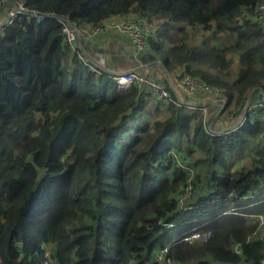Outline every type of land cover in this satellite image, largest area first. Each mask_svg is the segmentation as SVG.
I'll list each match as a JSON object with an SVG mask.
<instances>
[{"label": "trees", "instance_id": "trees-1", "mask_svg": "<svg viewBox=\"0 0 264 264\" xmlns=\"http://www.w3.org/2000/svg\"><path fill=\"white\" fill-rule=\"evenodd\" d=\"M259 1L27 0L78 24L116 15L144 17L151 27L157 20L149 50L171 74L183 67L221 89L233 119H242L212 133L198 109L186 111L172 93L167 114L151 119L146 104L155 112L160 99L134 85L121 92L110 73L84 66L55 19L21 16L0 33V264H49L47 249L57 264H159L153 253L167 244L178 264H263L264 222L248 208L256 215L264 201L246 207L264 192V106L245 108L249 92L264 89V33L253 20ZM189 27L208 37L190 44ZM220 32L227 47L213 45ZM229 46L240 65L232 81ZM191 147L208 167L227 152L253 163L222 173L207 167L198 188L185 159ZM188 184L194 200L181 208ZM205 230L206 241L183 240Z\"/></svg>", "mask_w": 264, "mask_h": 264}, {"label": "built area", "instance_id": "built-area-1", "mask_svg": "<svg viewBox=\"0 0 264 264\" xmlns=\"http://www.w3.org/2000/svg\"><path fill=\"white\" fill-rule=\"evenodd\" d=\"M0 2V8L2 7L4 9V18L0 21V33L5 26L12 24L23 15L29 19L36 20L53 18L59 23L63 40L67 43L70 50L76 54L77 58L84 66L96 73H100L102 70L107 71L105 64L102 59H99L98 62L93 64L89 56L78 49L77 40L81 37L91 38L102 31H115L128 37V40L134 48V57L137 60L140 55L150 51L148 39L152 35V27L144 17L131 16L120 18L116 21L106 20L101 24L93 25L87 23L78 24L75 23L68 14L57 15L52 12H40L30 8L27 5V0H0ZM254 11L253 20L264 33V0L257 3ZM166 76L168 82L170 81V89H172L174 94V102L185 106V110L188 112H192L195 105H197L199 107L197 112L201 114L203 125L208 131L218 134V131L215 130L217 127L216 125L220 123L226 124L228 120L233 119L231 105L228 104L227 98L222 91L214 90L199 79L189 75H183L179 80L175 79V83L172 81V74H166ZM113 78H117V81L123 80L120 82L115 81L121 92H126L131 85H134L138 89L150 93L152 96H156L161 100H171V93L169 90L163 84L159 83L155 77L147 71L146 67H144L143 71H139L138 69L127 70L120 73L119 77L113 76ZM253 106L258 108L263 107L264 99L250 107L252 108ZM217 113V117L212 121L213 116ZM238 118H236V120ZM213 126L215 129H213ZM171 154L173 153L171 152L168 155ZM182 164L183 161L178 160V165ZM187 170L191 173L190 169ZM190 188V184L185 186L178 199L188 197ZM180 205H182V203H178V206ZM258 222L262 224L264 220H258ZM164 225L167 228L171 227L170 223ZM209 237V230L201 232L195 231L187 236L184 235L183 240L187 242H192L194 240L206 241ZM168 248L169 244L157 246L153 253V260L159 264H178V262L166 255ZM235 250H239V245H236ZM46 251L47 250H45V252ZM46 257L49 264H57L49 249Z\"/></svg>", "mask_w": 264, "mask_h": 264}, {"label": "crops", "instance_id": "crops-1", "mask_svg": "<svg viewBox=\"0 0 264 264\" xmlns=\"http://www.w3.org/2000/svg\"><path fill=\"white\" fill-rule=\"evenodd\" d=\"M131 16L133 15H125V16L116 15L107 18L106 20L116 21L119 20L120 18L131 17ZM77 46L79 50L85 52L89 56L93 64L95 62H98L99 59H102L105 64L107 72H109L112 76L119 75L120 73L131 69H138L139 71H143L144 67H146L147 71L151 75H153V77H155V79L159 83L163 84L167 89L170 87L168 79L166 78L167 73L166 72L164 73L165 68L163 62L157 57L156 54H154L151 51H149L146 54L140 55V57L137 60L134 57L135 56L134 48L126 35H121L120 33L115 31H102L101 33L91 38H82V37L79 38L77 40ZM169 73L171 74V72ZM172 73L176 74V71ZM252 91L254 94V98H257L256 101L260 99V95H264V91L260 92L255 88H253ZM159 101L162 103L160 109L155 112L152 109L153 112L150 115L148 114L151 119H153L152 118L153 116H158V115L162 116V113L164 112L162 111V107H165L166 109V106H164V104L165 102L167 103V100L160 99ZM152 104L149 103L151 107ZM147 105L148 103L146 104V107ZM195 108L198 109L199 107L195 105ZM145 112L147 114V110ZM156 113H158V115H155ZM221 125H222L221 123L216 125L218 128H222L220 129V131H222L223 128L227 126L225 123L224 125L226 126L222 127Z\"/></svg>", "mask_w": 264, "mask_h": 264}, {"label": "rangeland", "instance_id": "rangeland-1", "mask_svg": "<svg viewBox=\"0 0 264 264\" xmlns=\"http://www.w3.org/2000/svg\"><path fill=\"white\" fill-rule=\"evenodd\" d=\"M4 18V9L1 7L0 8V21ZM157 20L153 21L152 23V27H155V22ZM194 28L192 27H189V33H188V37H187V41L190 43V44H197L199 45L202 41L203 38L205 37H208V32H201L199 30H193ZM231 44V39L229 36H227L226 34L220 32L217 34V38L213 40V45H215L217 48H221L223 46H228ZM226 57L228 59L231 60V64H230V76L227 78V80L229 81H232V79L235 77V75L237 74V71L240 67L239 63H238V59H237V56H238V50L234 49V48H230L229 46V49H226L224 51ZM177 72L176 74L172 73V81L175 83V79L176 77H180V76H183L181 73H185L188 75L187 72L184 71V68L183 67H177L175 69ZM165 73V71H164ZM167 78V76H166ZM178 79V78H177ZM169 86H170V81H169ZM183 88V87H182ZM212 88V87H211ZM214 90H218V91H222L221 89H218V88H212ZM169 92L173 94V91L172 89H170V87L168 88ZM260 92L261 91H264V89H258ZM223 92V91H222ZM253 95V91L251 90L250 91ZM249 92V94H250ZM256 92V91H254ZM224 94V93H223ZM248 94V95H249ZM261 94V93H260ZM251 95V96H252ZM174 96V94H173ZM264 98V95H260V99L258 101H256L257 99H255L254 101L255 102H252L250 100V104L248 106H252L254 104H256L257 102L263 100ZM248 99V97H247ZM247 102V101H246ZM246 105V104H245ZM245 107V108H248ZM254 107V106H253ZM252 107V108H253ZM162 111H164L162 113V116H165L167 113L166 110H165V107H162ZM153 111H152V107L149 105H147V114H151ZM155 115H158V113H156ZM158 116H161V115H158ZM158 116H153L152 118H156ZM242 117L238 118L237 120L236 119H230L226 122L227 126L225 128H223L222 131H220V129L222 128H218L213 126V129H215L216 131H218V134L219 133H222L225 129H227L228 127H232V126H236L237 123H239L241 121ZM222 127L224 126V123H222L221 125ZM246 150L249 151V149L246 148ZM190 153V155L186 154L185 156V159L187 158L190 162V166L191 168L194 170V174H196L198 176V180L196 181V184L198 186V188H201V185H205L206 182L208 181V176L209 175V171L207 170V164L201 162L203 159L206 160V155L203 154L200 150H195L191 147L188 151ZM228 153V152H227ZM227 153H224L223 154V161L221 160V158L219 159V161L217 163H211L210 167H218L219 168V171L217 170L218 173H222L224 171V169H229V170H234L236 168H242V167H246V166H249L250 164L253 163V157L252 156H248V154H243L242 156H235V157H231L229 156V154L227 155ZM186 159V160H187ZM208 167V168H210ZM194 186V185H193ZM195 187V186H194ZM190 197V201L191 200H194V197H192L191 193L189 194L188 197H185L183 199H178L177 203H182V205H180L179 207H186L188 208L189 206H186L188 204V198ZM245 197H253V195L251 194H247ZM246 199V198H245ZM245 199H242V200H245ZM260 201H264V192L262 194V196L259 198V200L257 202H253L252 204H249V205H246L247 206H250V205H257L258 202ZM261 211H259L256 215H253L254 213H252V211H255L256 208L255 207H250L248 208L249 211H251V213L249 212L250 216H253V217H256L257 220L261 221V220H264V205H261ZM254 219V218H253ZM260 235V233H257ZM169 238H174V232L171 231L170 233V236ZM236 245L237 243H233L232 245V248H236ZM45 254L47 255L48 254V249L47 251L45 252Z\"/></svg>", "mask_w": 264, "mask_h": 264}, {"label": "water", "instance_id": "water-1", "mask_svg": "<svg viewBox=\"0 0 264 264\" xmlns=\"http://www.w3.org/2000/svg\"><path fill=\"white\" fill-rule=\"evenodd\" d=\"M164 68H165V72L169 75L170 74L169 71L166 69L165 66H164ZM251 95H252V93L250 92V94L248 95V99H247L245 107H247L249 105L250 100H251ZM217 115H218V113L213 116L212 121L217 117Z\"/></svg>", "mask_w": 264, "mask_h": 264}, {"label": "bare ground", "instance_id": "bare-ground-1", "mask_svg": "<svg viewBox=\"0 0 264 264\" xmlns=\"http://www.w3.org/2000/svg\"><path fill=\"white\" fill-rule=\"evenodd\" d=\"M115 77H119V75L115 76ZM114 79L117 81V78H114ZM120 81H123V80H118L117 82H120Z\"/></svg>", "mask_w": 264, "mask_h": 264}]
</instances>
